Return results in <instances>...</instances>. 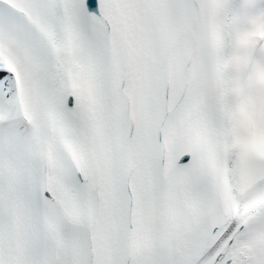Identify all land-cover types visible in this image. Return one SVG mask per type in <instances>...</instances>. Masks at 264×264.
<instances>
[{
    "label": "snow or ice",
    "instance_id": "1",
    "mask_svg": "<svg viewBox=\"0 0 264 264\" xmlns=\"http://www.w3.org/2000/svg\"><path fill=\"white\" fill-rule=\"evenodd\" d=\"M0 264H264V0H0Z\"/></svg>",
    "mask_w": 264,
    "mask_h": 264
}]
</instances>
